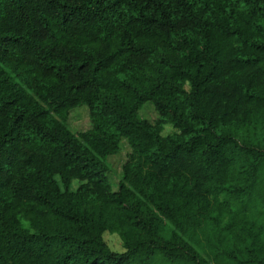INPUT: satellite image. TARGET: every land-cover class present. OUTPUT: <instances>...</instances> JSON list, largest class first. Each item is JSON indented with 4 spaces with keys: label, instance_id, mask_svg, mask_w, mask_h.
I'll return each instance as SVG.
<instances>
[{
    "label": "trees",
    "instance_id": "obj_1",
    "mask_svg": "<svg viewBox=\"0 0 264 264\" xmlns=\"http://www.w3.org/2000/svg\"><path fill=\"white\" fill-rule=\"evenodd\" d=\"M0 264H264V0H0Z\"/></svg>",
    "mask_w": 264,
    "mask_h": 264
},
{
    "label": "rangeland",
    "instance_id": "obj_2",
    "mask_svg": "<svg viewBox=\"0 0 264 264\" xmlns=\"http://www.w3.org/2000/svg\"><path fill=\"white\" fill-rule=\"evenodd\" d=\"M142 117L154 121L158 117V113L154 106L147 102L143 109L141 110ZM68 125L75 132H81L89 129L91 127L89 110L86 107L78 108L70 112L68 119ZM177 129L172 124H166L163 129L164 135H171L175 133ZM121 151L118 154L112 155L108 158V163L110 164V179L115 187L120 180L122 173V164L126 161L128 153L130 152V147L126 140L122 142ZM76 187V186H75ZM106 242L114 251H123V243L120 236L117 233L107 231L104 235Z\"/></svg>",
    "mask_w": 264,
    "mask_h": 264
}]
</instances>
